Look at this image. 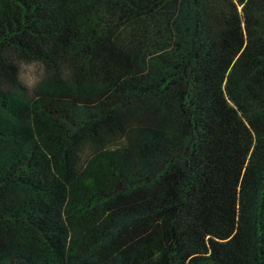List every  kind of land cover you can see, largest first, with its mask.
<instances>
[{
	"label": "trees",
	"instance_id": "16d2710c",
	"mask_svg": "<svg viewBox=\"0 0 264 264\" xmlns=\"http://www.w3.org/2000/svg\"><path fill=\"white\" fill-rule=\"evenodd\" d=\"M0 264H264V0H0Z\"/></svg>",
	"mask_w": 264,
	"mask_h": 264
}]
</instances>
